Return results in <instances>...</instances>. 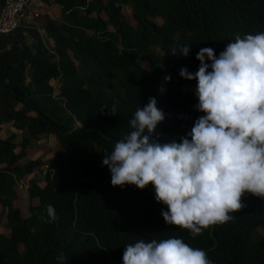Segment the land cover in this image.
Returning a JSON list of instances; mask_svg holds the SVG:
<instances>
[{"label":"trees","instance_id":"16d2710c","mask_svg":"<svg viewBox=\"0 0 264 264\" xmlns=\"http://www.w3.org/2000/svg\"><path fill=\"white\" fill-rule=\"evenodd\" d=\"M52 2L62 20L45 17L47 39L27 27L0 38V264H123L126 246L173 237L212 264H264V198L246 193L232 219L193 236L166 224L152 185L113 187L102 166L151 97L166 117L153 141L179 143L191 132L204 114L197 82L181 69L198 71L200 48L218 57L237 37L264 33V0ZM5 126L16 131L3 137ZM43 136L60 148L43 184L27 188L24 213L16 187L41 166L29 148Z\"/></svg>","mask_w":264,"mask_h":264},{"label":"clouds","instance_id":"9594fccd","mask_svg":"<svg viewBox=\"0 0 264 264\" xmlns=\"http://www.w3.org/2000/svg\"><path fill=\"white\" fill-rule=\"evenodd\" d=\"M234 41L218 57L213 48H200L194 74L181 69L182 79L197 82L195 107L204 114L181 142L152 140L166 117L151 97L135 112L132 131L104 154L102 162L113 187L144 190L152 185L156 202L168 209L162 211L166 224L193 236L232 219L229 213L241 210L246 193L264 198V33ZM190 50L183 47L179 54L187 57ZM170 81V76L164 77L165 83ZM47 211L55 218L53 206ZM123 264L212 262L204 250L173 237L139 239L126 246Z\"/></svg>","mask_w":264,"mask_h":264},{"label":"rangeland","instance_id":"374dc122","mask_svg":"<svg viewBox=\"0 0 264 264\" xmlns=\"http://www.w3.org/2000/svg\"><path fill=\"white\" fill-rule=\"evenodd\" d=\"M50 7V5H49ZM49 7H41V11L43 12L42 15H40L39 18L35 19L33 21L32 24H24L27 27V29H32V28H36L39 27L42 31H43V27L45 24V18L43 17H52L50 19L53 20H62V10L57 8V7H53V8H49ZM50 10V16H47V14H45L47 11ZM45 12V13H44ZM131 10L129 8H126V16L127 17H131ZM46 15V16H45ZM45 36V33H44ZM28 39L30 40V37L27 36ZM46 38V36H45ZM47 39V38H46ZM50 42L48 41V44ZM50 45V44H49ZM142 66L148 67L149 64L147 63H142ZM12 131H16L14 129H11V127L9 126H5L3 128V130L1 131V134L3 137L7 136L10 134V132ZM18 143L21 142V135H19V138L17 140ZM60 146L58 143V140L56 137H48V136H43L41 137L39 140H37L36 142H33L29 148V159L33 160V161H38L41 166L39 168L36 169V171L34 172V174L32 176L26 177L24 180H22L21 182L18 183L17 185V190L19 192V197L20 200L18 202V206L22 209V211L24 213H27V208H28V193H27V188L32 184V183H37L42 185L43 181H44V177H45V171H46V165L49 161V159H51L54 154L59 150ZM1 225H0V231H2L1 229Z\"/></svg>","mask_w":264,"mask_h":264},{"label":"built area","instance_id":"2783aa9c","mask_svg":"<svg viewBox=\"0 0 264 264\" xmlns=\"http://www.w3.org/2000/svg\"><path fill=\"white\" fill-rule=\"evenodd\" d=\"M43 1L44 0H0V38L8 36L19 28L24 27V20L27 15L33 20L39 18L41 14L36 7L42 4ZM31 5L34 7L31 8ZM36 30H38L41 36L44 35L41 29Z\"/></svg>","mask_w":264,"mask_h":264},{"label":"crops","instance_id":"0c3cea01","mask_svg":"<svg viewBox=\"0 0 264 264\" xmlns=\"http://www.w3.org/2000/svg\"><path fill=\"white\" fill-rule=\"evenodd\" d=\"M49 5H50V7H49ZM49 7L50 9L51 8H53V7H57L55 4H53V2L52 1H47V0H44L43 1V3L42 4H40L38 7H36L39 11H40V14L42 15L43 14V12L40 10L41 9V7L43 8V7ZM34 6L33 5H31V8H33ZM57 8H59V7H57ZM60 9V8H59ZM45 13V12H44ZM45 14H47V16H50V10L49 11H47ZM46 16V15H45ZM43 18H45V17H43ZM50 18H52V17H50ZM35 20V19H34ZM31 17H29L28 15L26 16V18H25V20H24V24H26V23H28V24H32L33 23V21H34ZM53 20V19H52ZM24 27H27L26 25H24ZM28 28V27H27ZM36 29H40L39 27H36Z\"/></svg>","mask_w":264,"mask_h":264}]
</instances>
